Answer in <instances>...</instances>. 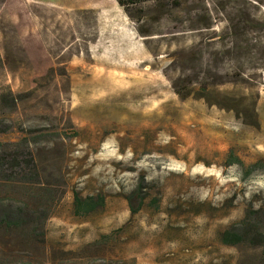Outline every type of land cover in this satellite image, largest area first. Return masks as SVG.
Returning <instances> with one entry per match:
<instances>
[{"label":"rangeland","instance_id":"1","mask_svg":"<svg viewBox=\"0 0 264 264\" xmlns=\"http://www.w3.org/2000/svg\"><path fill=\"white\" fill-rule=\"evenodd\" d=\"M1 88L41 182L0 193L50 216L0 264H264V0H0Z\"/></svg>","mask_w":264,"mask_h":264},{"label":"trees","instance_id":"2","mask_svg":"<svg viewBox=\"0 0 264 264\" xmlns=\"http://www.w3.org/2000/svg\"><path fill=\"white\" fill-rule=\"evenodd\" d=\"M121 6L127 7L142 0H117ZM147 1V0H144ZM158 1L162 4V0ZM182 95L181 91H177ZM183 96V95H182ZM0 105L14 108L17 106V97L11 89L6 91L0 89ZM41 182L39 167L35 159L34 152L27 138L18 141H2L0 142V188L15 187L20 189H31L32 186ZM6 197L0 193V227L8 230L25 228L29 225L45 224L50 216V211H41L40 215L34 216V212L27 210L29 205L26 201H21L22 205L6 203ZM104 203V198L100 195L83 197L79 193L75 194V211L76 214H87L94 211ZM133 212L138 210V206L131 204ZM30 211V212H29ZM242 234L232 229H226L221 240L225 244H236L241 241ZM127 264V261H122Z\"/></svg>","mask_w":264,"mask_h":264},{"label":"bare ground","instance_id":"3","mask_svg":"<svg viewBox=\"0 0 264 264\" xmlns=\"http://www.w3.org/2000/svg\"><path fill=\"white\" fill-rule=\"evenodd\" d=\"M150 89H152V88H150Z\"/></svg>","mask_w":264,"mask_h":264}]
</instances>
